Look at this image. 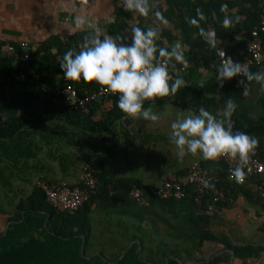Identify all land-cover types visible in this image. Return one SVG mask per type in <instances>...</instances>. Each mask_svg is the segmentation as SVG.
<instances>
[{
    "label": "trees",
    "instance_id": "16d2710c",
    "mask_svg": "<svg viewBox=\"0 0 264 264\" xmlns=\"http://www.w3.org/2000/svg\"><path fill=\"white\" fill-rule=\"evenodd\" d=\"M164 6L165 9L157 10L159 18L171 20L180 30L182 40L190 48L184 52L192 73L202 64L212 66L220 48L210 47L200 35V29L209 31L212 28L217 38L224 42L225 31H245L246 37L238 41V46L246 50L253 39V31L260 28L264 0H165ZM236 6L242 9L243 21L240 17H229V9ZM198 10L204 14V20L199 19ZM224 16L233 20V26H238L239 22L243 25L232 29L220 27ZM131 18L132 12L118 6L116 20L110 25V35L119 37V42H130L131 30L127 29L125 22ZM193 19L197 20V24L191 23ZM137 26L148 28L143 22ZM163 37L174 39L169 31H164ZM85 38L82 33L69 36L52 34L38 44L30 42L32 50L26 61L20 60L22 41L0 40V214L8 218L6 229L0 232V264H155L144 259L137 244L121 259L122 254L113 261L103 253L87 255L93 233V205L103 202L107 210L114 209L124 199L136 203L131 198L133 187L138 186L145 191L151 187L139 179L117 175L119 160L125 152L121 147L120 128H124L123 120L126 118V114L117 107L118 95L96 100L87 113L55 103L41 89L42 85L71 84L80 94H85L101 86L83 79L67 80L60 68L64 53L69 49L78 51ZM158 43L164 47L161 40ZM224 45L225 48H222L229 52L232 44ZM261 70L264 68L258 66L250 69L252 72ZM20 73L27 76L25 81L17 79ZM240 79L242 77H234V81L225 82L222 88L217 82L204 84L194 89L187 100L183 98L185 92H178L175 97L155 98V102L148 100L144 107L174 103L196 113L203 106L222 117L227 101L232 99L238 105L231 117L233 131L255 137L258 144L253 151L264 162V89L255 81L249 82V94L245 96L242 87L237 84ZM106 101L112 104L109 108H104ZM129 133L126 128L125 134L128 136ZM104 136H111V141L103 142ZM83 163H89L96 170L98 187L89 201L76 212L61 211L49 202L46 192L38 186V180L58 183L76 177ZM201 164L214 173L219 182L204 197L202 204L196 201L194 190L189 189L190 195L185 199L192 200L199 207L200 221L208 220L215 214L210 211V206L214 204L217 188L225 193L218 207L224 203L229 192L237 189L247 196L255 193L264 197L260 191L229 181L227 164L222 157ZM56 167L64 173L60 178ZM79 185L84 188L83 184ZM154 200L163 203L178 201ZM199 237L200 246L207 240L221 243L224 249L234 251L235 256L243 261L264 252V245L234 244L228 237L215 235L204 226L199 230ZM165 258L168 259L167 264H183L179 254H165ZM230 259L231 254L226 253L211 262L197 264L228 263Z\"/></svg>",
    "mask_w": 264,
    "mask_h": 264
},
{
    "label": "crops",
    "instance_id": "0c3cea01",
    "mask_svg": "<svg viewBox=\"0 0 264 264\" xmlns=\"http://www.w3.org/2000/svg\"><path fill=\"white\" fill-rule=\"evenodd\" d=\"M164 4L165 0H151V11L148 16H141L139 13L132 12L133 18L125 22L127 29L131 30L133 26L143 22L148 27L160 30L164 47L170 48L173 44L180 43L184 51H188L189 45L182 40L180 30L176 29L171 20H161L157 15L159 8L165 9ZM118 6H123V0H0V40L29 41L38 44L52 34L69 36L82 33L84 37H87L97 27L101 29L102 34L110 35V25L116 20ZM240 10L242 9L238 6L229 9V17H240L239 19L243 21L245 16ZM77 17L84 20L80 26L76 24ZM233 24L226 29L241 27L243 22H239L238 26H233ZM220 27L225 28L223 23L220 24ZM212 30L210 28L209 31ZM164 31L172 33L174 39L162 38ZM224 36L226 42L216 36L217 47L225 48L224 44H232L229 52L237 57L246 51L238 46V41L246 37L245 31L235 33L225 31ZM213 64L212 66L202 64L192 73H190L188 66L183 70L184 77L188 81L185 88L182 87L178 90L180 93L185 92L183 98L189 99L192 91L204 84L217 82L215 75L218 67ZM232 81L234 78L225 82L231 83ZM111 105L110 102L106 101L104 108H109ZM163 105L190 110L182 104L166 103ZM128 118L137 128V134L134 135L125 125L124 128H120L121 147L124 151L127 149L126 145L132 144L133 138L147 130L144 122L136 124L132 117ZM173 120L175 119L168 116L164 117L162 122L165 125H171ZM126 128L130 132L128 136L125 134ZM162 139L171 143V139L168 137ZM171 144V149L162 153L161 159L164 164L159 169L160 172L149 169L145 172L139 170V172L131 175L125 174L122 162L124 153L116 169L118 177L136 178L150 187H157L162 185L165 178L175 173L186 172L192 164L209 161L199 153L195 155L186 154L181 157L177 147L173 143ZM79 171L80 175H77V178L73 177L67 182H79L81 170ZM93 209L94 211L106 210V204L103 202L96 203L93 205ZM113 210L117 215L114 224L103 225L99 232L93 228L91 238L98 239L100 236L113 238L114 241L111 244L113 247L119 248L118 253H127L135 244L139 245L141 252L148 246L159 245L167 249L165 254H179L183 258L180 260L189 264L211 262L220 256L224 257L226 253L231 254L230 261L220 264H264V252L257 257L243 261L235 256L234 251L224 249V245L221 243L207 240L200 246L199 230L201 226L212 231L215 235L228 237L234 244L264 245V197L255 193L247 196L239 189L235 192H229L218 211L211 215L208 220L202 221L199 218L201 215L199 207L190 199L170 203L153 199L149 205L145 206L136 204L131 199H124ZM7 219V216H3L1 220L6 222ZM105 220H100L101 224ZM126 222L131 223V227L123 226ZM126 229L128 230L126 231ZM155 236H159L161 242L156 243ZM250 239H253V242ZM167 261L168 259H166V264Z\"/></svg>",
    "mask_w": 264,
    "mask_h": 264
},
{
    "label": "clouds",
    "instance_id": "9594fccd",
    "mask_svg": "<svg viewBox=\"0 0 264 264\" xmlns=\"http://www.w3.org/2000/svg\"><path fill=\"white\" fill-rule=\"evenodd\" d=\"M151 0H123V8L128 12L148 16ZM226 7V5L224 6ZM200 20L204 14L198 10ZM159 16L160 14L157 13ZM238 19V18H237ZM84 20L77 17L80 26ZM192 24H197L193 19ZM233 20L225 17L223 26L232 25ZM200 35L212 48L217 47L215 30L200 29ZM161 32L158 28H131L130 42H119V37L102 34L95 28L84 39L79 50L69 49L63 55L60 68L67 80L95 82L106 86L107 90L118 95L117 107L126 117H137L145 121L157 122L158 113L144 107L145 101L159 97H175L178 90L188 85L183 70L188 61L180 43L170 48L158 43ZM181 65L182 67H177ZM242 87L243 95L249 94V82L255 81L264 89V70L252 72L243 63L224 57L216 71V81L220 88L225 81L234 77ZM238 105L229 99L222 117L213 114L203 106L196 113L177 117L171 123V143L183 157L186 154H200L206 160H216L222 156L238 157L241 165L257 146L258 140L242 131H233L232 115ZM126 121V120H125ZM236 176H242L240 166L233 170ZM205 187L210 185L205 182Z\"/></svg>",
    "mask_w": 264,
    "mask_h": 264
},
{
    "label": "built area",
    "instance_id": "2783aa9c",
    "mask_svg": "<svg viewBox=\"0 0 264 264\" xmlns=\"http://www.w3.org/2000/svg\"><path fill=\"white\" fill-rule=\"evenodd\" d=\"M23 52L20 60L26 61L31 54V44L29 41H23ZM231 57L234 61L243 63L249 70L258 66L264 68V9L260 17V28L253 31V39L248 43L246 51L237 57L226 49L220 47L217 49L215 57L217 64L220 66L224 57ZM19 81H25L27 76L20 73L17 76ZM41 89L50 95L55 103L65 104L74 109L90 112V107L96 100L114 96L116 94L107 90L106 86L87 91L80 94L78 89L71 84L66 86H49L42 85ZM227 164V177L229 181L239 185H246L253 191H260L264 195V162L261 161L254 151L248 154L246 161L241 165L238 157L222 156ZM240 166L243 171L242 176L233 174V170ZM98 177L96 170L89 164L83 163L81 166L80 181L70 183L61 181L51 183L49 180H38L40 186L47 194L49 202L61 211L74 213L79 210L98 187ZM207 182L210 187H205ZM219 182L218 177L204 168L200 162L192 164L185 173H175L164 179L162 185L151 187L149 191H145L141 187L134 186L131 190V198L139 205H149L152 199L160 200H182L190 195L189 189L192 188L196 194V201L202 204L204 197L210 194L214 185ZM79 184H83L82 188ZM225 193L221 188H217L214 192V204L210 206V211H218L217 204L223 200Z\"/></svg>",
    "mask_w": 264,
    "mask_h": 264
},
{
    "label": "rangeland",
    "instance_id": "374dc122",
    "mask_svg": "<svg viewBox=\"0 0 264 264\" xmlns=\"http://www.w3.org/2000/svg\"><path fill=\"white\" fill-rule=\"evenodd\" d=\"M146 108H151L153 112L158 113L160 119L157 122H151L137 117H132L136 124H139V122H144V124L147 126V130L138 137L133 138L131 141L132 144L126 145L128 150L125 149V156L122 160L125 174L131 175L137 171L139 172V170L141 172H145L149 171V169H152L154 172H160L159 169H161V167H163L162 165L164 164L161 159L162 153L171 149L172 146L171 143L162 139L164 137L171 139V125H165L164 122H162V119L168 116L176 119L177 117H182L188 115L189 113H193L191 110L172 105L150 106ZM63 174L64 173L62 169L58 170L57 168V176L60 178L63 176ZM77 175H80V171L76 173V178ZM71 178H67L65 181L71 180ZM2 217L3 215L0 214V232L6 229L7 226L6 222L1 220ZM116 217L117 215L113 209H99L98 211L94 212L92 217L93 228L99 232L103 225L107 226L108 224H114ZM100 220H105V222L101 224ZM130 225L131 223L126 222V224L123 226L128 228L131 227ZM127 230L128 229H126V231ZM155 237L154 239L156 243L161 242L159 236L156 238ZM112 241H114L113 238H103L102 236H100L98 239L90 238L87 248L88 257L103 253L111 261L117 259L121 253H118L119 248L112 246ZM250 241L253 242V239H250ZM166 250L167 249L163 246L152 245L146 247L144 251L141 252V254L144 259L152 263L166 264L164 253ZM123 255L124 254H122L120 259L123 257Z\"/></svg>",
    "mask_w": 264,
    "mask_h": 264
},
{
    "label": "water",
    "instance_id": "95a60500",
    "mask_svg": "<svg viewBox=\"0 0 264 264\" xmlns=\"http://www.w3.org/2000/svg\"><path fill=\"white\" fill-rule=\"evenodd\" d=\"M125 120H126V121H125ZM123 123H124V125H125L126 127L129 128V130H130L131 132L134 133V135L137 134V128L132 124V121H131L128 117L125 118V119L123 120ZM102 141H103V142H110V141H111V137H109V136H104V137H102ZM180 261H181V260H180ZM181 263H183V264H189V263H186V262H183V261H181Z\"/></svg>",
    "mask_w": 264,
    "mask_h": 264
}]
</instances>
